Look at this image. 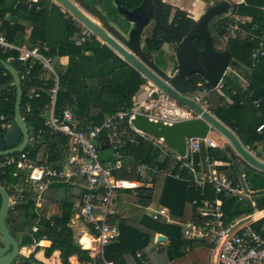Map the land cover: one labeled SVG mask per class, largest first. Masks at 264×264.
Masks as SVG:
<instances>
[{"label": "trees", "instance_id": "obj_1", "mask_svg": "<svg viewBox=\"0 0 264 264\" xmlns=\"http://www.w3.org/2000/svg\"><path fill=\"white\" fill-rule=\"evenodd\" d=\"M81 1L94 9L99 7L105 11L111 10L108 15L109 18L115 15L109 0ZM124 1L128 4H136L140 0ZM151 2L153 11L150 20L153 28L151 35L144 41V52L147 57H152L151 55L154 54L155 60L164 68L160 48L163 44H177L193 26L194 21L184 11L176 9L171 21L168 22L171 7L164 4L162 0H151ZM262 6L264 7V0H244V5L233 6V15L250 19L249 24L246 23L241 26L243 32H239L233 39H229L223 49L229 52V64L239 72H244L243 68L248 66L249 52L254 47L253 43L247 41L246 33L255 32L256 30H252L253 27L259 28L264 25V12L259 9ZM72 21L57 6L45 7L42 0H37L35 4L28 3V0H0V34H3L10 43L24 44L27 47L34 46L38 42L45 43L52 29L51 24L55 23L61 26L58 32L61 38H56L51 45L46 44L48 46L47 57L67 58L64 73L60 80L58 77L53 111L58 115L62 110L68 108L78 121L100 124L106 116L118 111L128 110L131 96L144 84V80L110 49L95 39L75 46L72 38L79 29ZM27 28H30L28 33L25 32ZM215 30L220 36L219 24L216 25ZM192 44L196 48L200 46L198 40H193ZM0 60L5 61L7 57L0 55ZM6 63L18 71L16 63L11 61H6ZM0 69L2 70L1 67ZM40 72L38 67H34L30 72L31 85L38 90V97L30 102V112L24 117V124L30 125V131L33 132V135L36 131H44L45 129L43 119L38 116L40 109L48 103L47 90L51 87L49 81L42 85ZM92 80H94V86L89 83ZM199 82H202V79L198 75H190L185 79L189 92L194 90ZM0 83L3 85L10 84L11 86L8 108L5 110L6 105L3 111L7 112L9 119H12L14 87L10 76L7 73H5V76H0ZM249 85V90L253 94L252 98H261L262 100L258 109H254L248 102L239 105V102L247 97L248 91H243L233 79H223L222 88L219 91L208 92L205 97L207 110L231 130L244 146L258 139L254 128L264 116V66L259 65L252 71ZM202 86L208 89V85ZM20 88L22 92L20 115H22L26 103L25 87L22 84ZM247 106L253 110L254 115L260 113L258 114L260 115L259 118H256L257 120L253 123L245 120L244 110ZM46 137V135L42 136L41 143L44 142L49 147L53 146L55 141L47 142L45 141ZM103 137L104 134L101 135V138ZM57 140L58 144L63 145L65 143L63 138L59 137ZM41 149V147H38L34 150H28V156L33 159ZM219 150L223 149L216 148L204 151L200 148L199 153L202 151L201 156L207 154L213 160L221 163L226 159H217L219 156L217 151ZM98 151V158H100L101 154L107 150L102 148ZM120 152L124 157L133 160H139L143 163H155L159 167L163 166V164L157 162L158 152L152 149L145 140L137 139L136 144L126 143L121 146ZM229 160L232 163V159ZM99 161L102 164L106 162L103 159H99ZM47 163L50 168H59L61 165L59 157L54 154L48 155ZM231 163L228 161V166L234 173ZM237 166L239 168V164ZM241 166L249 176L251 175L259 180V184L253 186L251 190L263 192L261 189H264V173L251 169L244 163ZM218 169L221 170V167ZM111 174L114 178L125 177L128 181L137 180L134 171L126 174L123 170H117ZM241 175L243 176L242 173ZM7 176L5 180H11V177ZM80 184H83V179L78 178L69 184L55 183L47 187L42 194V202L37 214L31 211L30 202L17 205L13 213L10 211L6 213L5 220L10 233L15 236L19 235L18 248L27 249L34 242L45 240L49 243L48 246L45 242H41L40 246H47L43 251L46 258L52 252L57 251L60 264H68L70 257H74L78 264H88L94 261L89 250H82L91 249L86 241L88 238L83 236L79 238L78 243L82 247L80 249L73 231L68 227L71 219L67 218L73 213L71 200L83 194ZM0 186L4 187L2 181H0ZM138 191L137 202L141 204L154 201L161 204L167 207L173 216H177L181 223L191 218L189 203L198 196V193L186 188L183 183L167 179L162 175L152 180L151 189ZM257 204L259 208H262L264 200L257 201ZM51 206L57 207V213L47 217V212ZM127 211L129 216L126 220H117L114 216L108 218V225H114L117 228L118 236L114 242L103 248L102 255L95 259V264H104V262L141 264L135 258V253L141 255L145 264H208L210 245L207 242L186 243L182 238L180 228L166 226L164 221L161 220L151 221L143 215L141 209L133 206L128 205ZM235 211L241 212V209L237 210L235 208ZM244 211H248V209ZM262 225H264V219L255 224L253 229L258 231ZM32 227L36 228L35 232H31ZM156 233L163 234L166 237V246L149 250L148 244ZM261 234L264 236V232ZM185 245L189 247L187 253H183ZM20 259L21 261L17 264H42L35 260L32 255L20 257Z\"/></svg>", "mask_w": 264, "mask_h": 264}, {"label": "built area", "instance_id": "obj_2", "mask_svg": "<svg viewBox=\"0 0 264 264\" xmlns=\"http://www.w3.org/2000/svg\"><path fill=\"white\" fill-rule=\"evenodd\" d=\"M36 2L37 0H28V3ZM238 5H244V0H235L232 6ZM259 9L264 12L263 6ZM77 23L76 27L80 30L72 38L75 46L89 42L91 39L99 41L87 27L80 22ZM246 23L249 24L250 19L239 18L233 14L221 20L218 24L221 32L220 40L224 45L239 32H243L241 26ZM252 30L256 31L246 33L247 41L254 44L249 52V64L243 68L246 75L228 64L213 88L204 81L199 82L190 92L193 95L192 98L184 96L207 111L205 101L207 93L219 91L222 88L223 79L233 77L243 91H248L247 97L243 98L239 105L248 100L254 109H258L262 100L252 98L249 84L252 71L259 65L264 66V25L259 28L253 27ZM47 53L48 46L43 42H38L31 47L23 44L16 45L8 42L5 36L0 34V55L7 57L4 62L11 61L17 64L16 73L20 87L22 84L25 87L24 114L27 115L30 112L29 102L37 97L36 89L31 85L30 72L34 67H38L39 71L50 73L49 82L51 83V87L47 90L48 103L40 109L39 117L43 118V126L48 132L49 140L52 138L57 140V137L66 140V155L62 166L56 169L50 168L45 162L29 160L28 152L25 150L28 143L20 152L0 156V179L9 173L17 181H21L19 187L12 192L11 196H8L7 212L13 213L15 207L27 199L32 202L33 213L37 214L42 202V194L47 187L55 183L69 184L81 178L83 184L79 186L83 189V194L71 202L73 217L89 228L92 243L90 251L94 253L93 256L100 257L103 248L112 243L118 235L116 227L108 225L107 221L114 214L119 192L144 189L146 185H151L153 179L169 173V170H173V177L179 179V174L175 171L185 169L188 186L198 192V198L191 201L192 217L184 223H179L171 219L165 209L157 208L151 213V218L153 220L159 218L166 224L179 227L185 242H207L210 245L208 264H264V236L261 234L264 232V225L259 227V231L253 229L255 224L264 219V205L262 208H257L251 201V191L246 188L248 193L245 194L239 184L234 183L232 178L218 169L221 164L212 160L207 154L202 156L198 163H194L200 148L204 151L219 148L215 141L209 139L207 135L201 139L186 138L184 155L179 156L170 150L161 138H154L137 131L130 123L134 116L139 115L149 121L169 126L199 118L193 110L178 104L140 75L144 84L131 96L128 110L110 114L100 124L79 127L73 122L69 110H62L58 115L53 111L58 76L49 66L50 58L46 56ZM5 73L0 69V76H5ZM202 85H208V89ZM10 87V84L0 83V110L4 109L10 101ZM199 90L201 96H197ZM207 112L212 115L209 111ZM10 122L5 113L0 111L2 136L8 132ZM254 132L264 137V117L263 121L254 128ZM40 133L41 131H37L33 135L35 140L33 139L32 142L35 145L39 144ZM102 134H104L103 138H101ZM137 139L147 141L152 149L158 152L161 160L157 159V162L163 164L162 167L155 163H143L131 158V163H126L127 159L120 152V148L126 143L136 144ZM102 148L111 154L110 165H103L99 161L98 150ZM258 154L254 158L264 163V149ZM117 170H123L126 174L134 171L139 179V182H135L139 183L140 187H127V184L134 181L114 178L111 173ZM7 189H9L8 185ZM231 200L237 203L247 201L250 209L242 213H231L226 205ZM35 231L36 228L32 227L31 232ZM104 264L113 263L104 262Z\"/></svg>", "mask_w": 264, "mask_h": 264}, {"label": "water", "instance_id": "obj_3", "mask_svg": "<svg viewBox=\"0 0 264 264\" xmlns=\"http://www.w3.org/2000/svg\"><path fill=\"white\" fill-rule=\"evenodd\" d=\"M53 1L73 19L87 27L104 46L139 75L146 78L178 104L190 108L199 116L197 119L168 126L136 115L130 121L135 130L154 138H161L163 143L179 156L184 155V141L186 138L201 139L206 137L209 130L214 131L226 141L247 166L264 173V163L259 162L247 152L227 127L184 96L189 93L185 84V79L188 76L198 75L210 88H213L229 64V52L227 50L217 51L214 48L207 29L208 22L214 17L224 14L227 11L228 4H211L198 14L196 21L187 34L177 44L173 45L174 63H168L162 56L164 62V68H162L161 65L154 64L144 52L143 41L145 38L142 33L151 17V0H141L140 4L132 9L122 7L119 0H109L115 13L127 23L132 24L129 29L124 28L123 32L108 23L100 12L81 0H71L72 2L70 0ZM83 12L88 16L84 15ZM130 15H133V17H130ZM193 40L200 42V48H196L192 44ZM170 64L174 65L173 72H171V69L169 70L170 67L168 68ZM0 67L10 76L14 87L13 117L10 128L4 136L0 134V156H3L24 149L27 143V130L20 115L22 92L16 70L3 60H0ZM231 166L241 189L247 194L237 164L232 161ZM7 206L8 195L0 187V264H11L17 257L19 249L16 236L10 233L5 220ZM157 240L164 241L165 238L158 237Z\"/></svg>", "mask_w": 264, "mask_h": 264}, {"label": "crops", "instance_id": "obj_4", "mask_svg": "<svg viewBox=\"0 0 264 264\" xmlns=\"http://www.w3.org/2000/svg\"><path fill=\"white\" fill-rule=\"evenodd\" d=\"M53 1V0H52ZM163 2H164V0H162ZM55 2V1H54ZM56 3V2H55ZM170 6H172V7H174L175 6V8H177V4L176 3H174V2H171L170 1V3H168ZM180 10H183V9H180ZM184 12H188L189 13V11H184ZM190 14L192 15V16H190L189 18L190 19H194V17H197L198 16V14L196 13V12H193V11H190ZM230 15H232V14H230ZM227 16H229V15H227ZM150 20V19H149ZM73 23H74V21H73ZM152 22H151V20H150V23L148 24V26H150V24H151ZM148 26L146 27V28H148ZM153 28V27H152ZM152 28L150 29V32H149V35L147 34L146 35V29H144V31H143V33H142V35L145 37V39H147L150 35H151V30H152ZM29 29L30 28H27L26 30H25V32L26 33H28L29 32ZM211 36V35H210ZM145 39H144V41H145ZM144 41H143V45H144ZM24 45V44H23ZM163 45H166V44H163ZM168 45H170V44H168ZM152 56V55H151ZM61 61H63V63L66 65L67 64V58L66 57H63V58H59ZM120 59V58H119ZM121 60V59H120ZM123 61V60H122ZM230 61V60H229ZM124 62V61H123ZM41 73V72H40ZM243 74L244 75H246V71H244L243 72ZM41 75V74H40ZM43 81V80H42ZM46 81H49V78L46 80ZM46 81H43V83H42V85L43 84H45V82ZM33 87V86H32ZM35 88V87H34ZM36 89V88H35ZM190 93V92H189ZM36 94H37V97H38V90L36 89ZM37 97L36 98H34L33 100H35V99H37ZM250 99H251V97H250ZM31 102V101H30ZM30 102H29V108L31 109V105H30ZM246 102H249L248 100H246ZM243 104H245V102L243 103ZM242 104V105H243ZM250 105V104H249ZM5 108V107H4ZM7 108H8V105H7V107L5 108V110H7ZM247 108V109H246ZM245 108V110H244V115H245V120H247V121H250L249 123H253L254 121H256L257 119L256 118H259L258 116H260V115H258V114H260V113H257L256 115H254L255 113H253L252 111L253 110H251V108H249L248 106ZM64 110H69L70 112H71V110L70 109H64ZM0 111H2V112H4L5 113V115L6 116H8V114H7V112H5V111H3V109L2 110H0ZM208 111V110H207ZM29 114V113H28ZM27 114V115H28ZM27 115H25L24 114V110H23V117H22V115H21V118H22V121L24 122V117L25 116H27ZM71 115H72V120H73V122H75L79 127L80 126H83V125H87V124H95V123H92V122H87V121H82V122H80V121H78L77 119H75L74 118V114L71 112ZM213 116V115H212ZM13 117V116H12ZM39 117V116H38ZM214 117V116H213ZM264 117V116H263ZM39 118H41V119H43L42 117H39ZM105 119V118H104ZM10 120H12V119H10ZM219 121V120H218ZM263 121V118H262V120L259 122V123H261ZM220 122V121H219ZM221 123V122H220ZM258 123V124H259ZM25 125V127H26V130H27V128H29V129H31L30 128V125L28 126V125H26V124H24ZM257 126V125H256ZM255 126V127H256ZM226 127V126H225ZM45 128V127H44ZM38 131H41V133H40V137H39V140H38V142H39V144H37V145H35L34 144V142H32V140L34 139V136H33V132H31V135H30V138L31 139H29V137H28V131H27V143L29 142L30 143V145H31V149L32 150H34V149H36V148H38V147H41L42 149L40 150V151H38L36 154H35V156H34V158L33 159H31L29 156H28V159L29 160H31V161H34L35 162V160H39V161H41V162H45L47 165H48V155L49 154H54L55 156H58L59 157V161H60V167L62 166V163H63V160H64V157H65V155H66V149H65V145H66V140H65V143L62 145V144H58L57 142H56V139H51V140H49V135H48V132L46 131V128L44 129V131L43 130H38ZM231 131V130H230ZM37 132V131H36ZM210 132H212V131H208V133H207V136H208V138H209V135H210ZM232 132V131H231ZM233 133V132H232ZM234 134V133H233ZM43 135H46L47 137H46V139H45V141H47V142H50V141H55V142H53L54 144H53V146H47L44 142H42L41 143V140H42V136ZM235 135V134H234ZM256 136H257V140L256 141H254V142H252V143H247V145H242L241 143H240V141H239V143L241 144V146L242 147H244L245 148V150H247L253 157H257L259 154L258 153H261V150L262 149H264V140H262V138H264V137H261V136H259V135H257L256 134ZM236 137V136H235ZM59 137H57V139H58ZM237 138V137H236ZM210 139V138H209ZM222 139V138H221ZM238 139V138H237ZM35 140V139H34ZM211 140H213V139H211ZM217 145H218V147L219 148H222L225 152H227L228 154H229V159H232V161H234L236 164H238V161H242L238 156H237V154L233 151V149L226 143V141H224L223 139H222V141L220 142V143H217V142H215ZM108 151V150H107ZM173 151V150H172ZM110 153V152H109ZM201 154H202V151L200 152V153H198L197 155V157L196 158H194V163H198V161L200 160V158L202 157L201 156ZM226 154V153H225ZM111 155V154H110ZM110 155H109V158H108V161H107V163H105V164H103V165H110L111 164V161L109 160L110 159ZM125 158L127 159L126 160V163H128V164H130L131 163V160H130V158H128V157H126L125 156ZM233 159H235V160H233ZM213 160V159H212ZM59 167V168H60ZM249 167V166H248ZM52 169H56V168H54V167H51ZM251 168V167H250ZM251 169H253V168H251ZM220 170V169H219ZM257 171V170H256ZM177 174H179V179H175L174 177H173V170H169V173H167V174H163L162 176H164V177H166L167 179H172V180H174V181H176V182H179V183H183L184 185H185V187L186 188H188V189H192L193 191H194V189L192 188V187H189L188 186V184H187V182H186V178H187V170H185V169H180V170H176L175 171ZM259 172V171H258ZM235 173V172H234ZM260 173H262V172H260ZM169 174V175H168ZM170 174H172V176L170 175ZM8 175V176H7ZM6 176L7 177H11V180H9V181H6L5 180V177L3 178V179H0V181H2L3 182V185H4V187H2V186H0L2 189H4L5 190V192L7 193V195L8 196H11L12 195V192L15 190V189H17L18 187H19V184L21 183V181L19 180V181H17V179L16 178H14L11 174H7ZM235 175V174H234ZM230 178H232L233 179V182L234 183H237V184H239V182H238V179H237V177H236V175L234 176V177H230ZM117 179H121V178H117ZM244 180V179H243ZM128 181V180H127ZM135 181H138L139 182V179L137 178V180H134V182ZM245 183V182H244ZM7 185L9 186V189H7ZM245 186H246V188L249 190V188L247 187V185H246V183H245ZM138 187H140V186H138ZM137 187V188H138ZM152 188V181H151V185H146V187H144V189H135V190H126V191H121V192H119V196H118V199H117V201L115 202V206H114V214L113 215H111V216H114L117 220H121V221H123V220H126L127 218H128V216H129V213H128V211H127V206L128 205H130V206H133V207H135V208H137V209H141L142 211H143V215L147 218V219H149V220H151V221H156V220H153L152 218H151V213H153L154 211H156L157 210V208L159 209V208H162V209H165L167 212H168V215H169V217L171 218V219H174V221H177V222H179V223H181L180 221H179V218L177 217V216H173L171 213H170V210L167 208V207H165V206H163V205H161V204H158V203H156V202H154V201H147V202H145V203H139V202H137V199H138V195L137 194H139V191L138 190H149V189H151ZM251 191V195H250V198H251V201L252 202H254V204H256V207L257 208H259L258 207V204H257V201H255L253 198H252V196H254V195H256V193L258 194L259 192H254V191H252V190H250ZM124 192H128V194L126 195V196H129V198L131 199V202H128V201H126L121 195V193H124ZM194 192H196V191H194ZM196 193H198V192H196ZM121 194V195H120ZM143 195V194H142ZM197 198H198V196H197ZM196 199V198H195ZM193 200V199H192ZM191 200V201H192ZM72 201V200H71ZM191 201H190V203H189V212L191 213V217H192V205H191ZM25 202H30L31 203V211H32V202L31 201H29V200H25L23 203H25ZM227 206H228V209L231 211V213H242V211H244L245 209H250L249 208V205H248V202L246 201V202H242V203H237L236 201H234V200H231V201H228L227 202V204H226ZM51 207H53V206H51ZM235 208L238 210V209H241V212H236L235 211ZM33 212V211H32ZM74 213V212H73ZM67 219H71V223L68 225V227H70L71 228V230L73 231V232H75L74 233V238L76 239V242H77V244H78V246L80 247V249H82V247L79 245V243H78V240H79V238L80 237H87L88 239H86V241H87V244L88 245H90L91 246V248H92V243H91V241H90V235H89V233H90V230H89V228H87L85 225H83L79 220H76L74 217H73V214L69 217V218H67ZM190 219V218H189ZM157 220H161V221H163L162 219H157ZM188 220V219H187ZM186 220V221H187ZM164 223H165V221H164ZM165 225L166 226H171V227H176V228H179V227H177L176 225H174V224H166L165 223ZM112 226V225H111ZM114 226V225H113ZM115 227V226H114ZM117 229V228H116ZM259 231V230H258ZM182 232V231H181ZM118 236V235H117ZM158 237H164L165 238V240L164 241H161V240H157L158 239ZM117 238V237H116ZM182 238H183V236H182ZM116 240V239H115ZM114 240V241H115ZM184 240V239H183ZM113 241V242H114ZM41 242H45V243H47V246H48V242L47 241H45V240H39L38 242H34L33 243V245L32 246H30L29 248H19L18 249V255L17 256H19V257H27L28 255H32V257L35 259V260H37V261H39L40 263H42V264H60V262H59V259H58V252L57 251H54V252H52L51 254H50V256L48 257V258H46V257H44V249L47 247V246H45V247H41L39 244L41 243ZM185 242V241H184ZM166 243H167V240H166V237L163 235V234H159V233H156V234H154V236H153V239H152V241L148 244V249L150 250V249H156L157 247H159V246H161V247H165L166 246ZM186 243H189V242H186ZM34 244H36L35 246H34ZM109 245V244H108ZM82 250H91V249H82ZM188 250H189V247H188V245H185L184 246V248H183V253H187L188 252ZM91 252V251H90ZM209 253H210V251H209ZM93 254L94 253H92L91 252V258L94 260V258L95 259H97V258H99L98 256H93ZM208 257H209V255H208ZM135 258L136 259H138L139 261H140V263L141 264H145L144 263V259L141 257V255L139 254V253H135ZM12 263H14V264H16L15 263V261H13ZM68 263L69 264H78L77 262H76V260H75V258L74 257H70L69 259H68ZM88 264H95V260L94 261H92L91 263H88Z\"/></svg>", "mask_w": 264, "mask_h": 264}, {"label": "rangeland", "instance_id": "obj_5", "mask_svg": "<svg viewBox=\"0 0 264 264\" xmlns=\"http://www.w3.org/2000/svg\"><path fill=\"white\" fill-rule=\"evenodd\" d=\"M170 1L176 3L178 5L177 8H175V6L174 7L170 6L168 4V3H170ZM234 2H235V0H164L163 3L168 5V6H170L171 9H172L170 17L168 19V22L171 21L172 15H173V13H174V11L176 9H179V10L183 9L182 11H189V13L188 12H185V13L187 14V16L190 17V16H192L190 14V11H193V12H196L197 14H200L206 7L210 6L211 4H216V3H226V4H228L227 11L224 14H221L219 16L214 17L207 24L208 33L212 36V43H213L214 48L217 51H222L225 48V45L220 40V36H218V34H217L215 29H216V25H218V23L221 20L225 19V17H227V15L234 14L233 6H232V5H234ZM42 3L44 4L45 7H49L51 5H54V6H57L59 10L65 11L62 7L58 6L52 0H42ZM96 10L98 12H100L106 19H108V21H110L115 28L119 29L120 32H123L122 30H124V28H126L125 25H124V27L121 26L122 23L118 24V21L117 20L115 21L116 16L113 15V13H112V15H113L112 17H110V18L108 17V15H109L111 10L110 11H105L104 9H100L99 7H97ZM64 13H65V15H67V17H70L68 13H66V12H64ZM84 15L88 16L86 13H84ZM89 17L92 18L91 16H89ZM196 18L197 17H194V19H191V20L195 22ZM50 19H52V17H50ZM70 19H71V17H70ZM54 24H51L52 29L50 30V34L46 38L45 44H47V45H51L56 38H61L60 33H58L60 31V29H61V26L59 24L58 25H56V24L54 25ZM74 24L78 25V23H77V21L75 19H74ZM121 27H123V28L120 29ZM152 27H153V25L151 23L150 26H148V28H146V32H145L146 35L147 34L149 35L150 29ZM160 50H161L163 58L166 59L168 63H170V61H171V63H173V45H168V44L162 45ZM153 56H154V54H152V57ZM49 58H50L49 66L51 67L53 72L59 77V80H60V77L63 75L64 70H65V64L57 56H53V57H49ZM169 67H170V65L168 66V68ZM89 69H90V67H89ZM105 69H107V68H105ZM170 69L171 68H169V70ZM40 74H41L40 77H41V79L43 81H46L48 78H50V76H49L50 73L49 72H41ZM232 79H233V77H232ZM234 81H236V80H234ZM89 83H90V85L94 86V80H92ZM202 83H203V80H202ZM236 83H237V81H236ZM185 96L188 97V98H192L193 97V95L191 93H187V94H185ZM197 96H201V91L200 90L197 93ZM22 117H23V114H22ZM27 131H28V137H29V139H31L30 138V135H31L30 129L27 128ZM209 138L213 139L217 143H220L222 141L221 136L218 133L214 132V131L210 132ZM25 150L26 151L32 150L31 149V145H30L29 142L26 145ZM217 154L219 155L217 157V159H219V160L220 159L221 160L226 159V160H224L223 162L220 163L221 164V170L224 171L229 177H234L235 173H233L231 168L228 166V161H230V163H231V160H229V154L227 152H225L224 150L217 151ZM109 155H110L109 151H104V153L101 154L99 159L106 160L105 163H107ZM158 159L161 160L160 157H158ZM242 162L238 161L239 170L243 174L244 181H245L247 187L249 188V190H251L253 186H255V185L257 186L259 184V180H257L255 177H253L251 175L249 176L248 173H246L243 170V166H241V165H243L244 162L243 163ZM121 179L126 180L127 178L121 177ZM159 186H158V188H159ZM261 190H263V192H260V190H257V192H259V193L254 195V196H252V198L255 201H259V200H262V199L264 200V189H261ZM121 194H122L121 196L126 201L131 202V199L129 198V196H126L128 194V192H124V193H121ZM56 213H57V207L53 206V207L49 208L46 216L49 217V216H51L53 214H56ZM72 214L74 216V213H72ZM74 233L75 232H73V234ZM16 239H17V242H18L19 239H20L19 235H16ZM94 260H95V258H94ZM14 261L17 264V263H19L21 261V259H20L19 256H17V257H15ZM11 264H14V263H11Z\"/></svg>", "mask_w": 264, "mask_h": 264}, {"label": "flooded vegetation", "instance_id": "obj_6", "mask_svg": "<svg viewBox=\"0 0 264 264\" xmlns=\"http://www.w3.org/2000/svg\"><path fill=\"white\" fill-rule=\"evenodd\" d=\"M140 2H141V0L139 1V2H137L136 4H128V3H126L124 0H120L119 1V3H120V5L122 6V7H124L125 9H132V8H134V7H136V6H138L139 4H140ZM152 3V2H151ZM112 11H114V9L112 10ZM151 11H153V6H152V10ZM182 11V10H181ZM62 12V11H61ZM63 12H66V11H63ZM67 13V12H66ZM114 13H115V11H114ZM101 14V13H100ZM102 15V14H101ZM70 16V15H69ZM115 16H116V18H115V21L117 20L118 21V24H120V23H122V25L121 26H123L124 27V25L126 26V28L127 29H129L131 26H132V24L131 23H127L123 18H121L120 16H118L116 13H115ZM71 17V16H70ZM130 17H133V15H130ZM68 18V17H67ZM71 20H73L74 21V19L71 17ZM107 21H108V19H106ZM108 23H111L110 21H108ZM150 23V20H148L147 21V23H146V25H145V27H144V29H146V27L148 26V24ZM117 24V25H118ZM111 25H112V23H111ZM123 27H121L120 29H122ZM144 29H143V31H144ZM142 36V35H141ZM145 38V37H144ZM211 38H212V36H211ZM103 45V44H102ZM199 48H200V46H198ZM149 59H151L152 60V62L154 63V64H156V65H158V66H160V63L158 62V61H156L155 60V55L153 56V57H148ZM172 60V59H171ZM170 63H171V61H170ZM173 63H174V61H173ZM171 66H170V68H171V72H173L174 71V65H172V64H170ZM166 70V69H165Z\"/></svg>", "mask_w": 264, "mask_h": 264}, {"label": "bare ground", "instance_id": "obj_7", "mask_svg": "<svg viewBox=\"0 0 264 264\" xmlns=\"http://www.w3.org/2000/svg\"><path fill=\"white\" fill-rule=\"evenodd\" d=\"M138 186H140V184L136 183V182H131V183L127 184V187H136L137 188Z\"/></svg>", "mask_w": 264, "mask_h": 264}]
</instances>
